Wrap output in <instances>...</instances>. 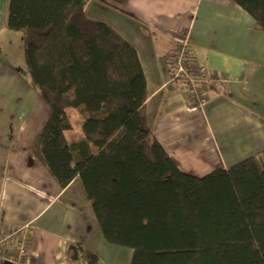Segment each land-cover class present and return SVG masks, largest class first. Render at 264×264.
Masks as SVG:
<instances>
[{"label": "trees", "instance_id": "obj_1", "mask_svg": "<svg viewBox=\"0 0 264 264\" xmlns=\"http://www.w3.org/2000/svg\"><path fill=\"white\" fill-rule=\"evenodd\" d=\"M264 30V0H234ZM86 0H9L32 80L49 106L32 151L60 187L82 181L107 242L129 264H264V147L197 175L155 136L135 46ZM83 138L69 141L67 109ZM71 264H103L76 245Z\"/></svg>", "mask_w": 264, "mask_h": 264}, {"label": "crops", "instance_id": "obj_2", "mask_svg": "<svg viewBox=\"0 0 264 264\" xmlns=\"http://www.w3.org/2000/svg\"><path fill=\"white\" fill-rule=\"evenodd\" d=\"M1 1L0 225L31 224L27 264H71L81 244L103 264H129L132 250L106 241L81 179L60 187L32 151L49 106L27 69L22 32L6 26L9 0ZM86 2L89 17L135 46L149 123L181 169L203 175L264 147V30L249 12L234 0ZM185 35L191 57L223 78L203 106L188 103L184 82L169 83V54ZM78 118L79 130L70 117L69 141L83 138Z\"/></svg>", "mask_w": 264, "mask_h": 264}, {"label": "built area", "instance_id": "obj_3", "mask_svg": "<svg viewBox=\"0 0 264 264\" xmlns=\"http://www.w3.org/2000/svg\"><path fill=\"white\" fill-rule=\"evenodd\" d=\"M168 58L172 66L169 83L181 80L186 84L187 100L191 106L206 104L209 99L207 88L223 78L200 66L191 57L187 35L178 42ZM31 228L29 222L0 225V264L28 263Z\"/></svg>", "mask_w": 264, "mask_h": 264}, {"label": "rangeland", "instance_id": "obj_4", "mask_svg": "<svg viewBox=\"0 0 264 264\" xmlns=\"http://www.w3.org/2000/svg\"><path fill=\"white\" fill-rule=\"evenodd\" d=\"M1 4H2V1L0 0V5ZM6 7H8V4H6ZM26 66H27V64H26ZM27 69H28V67H27ZM67 111L69 113V116L73 120V123H75V127L79 130L77 123H76V118H78V116H80L79 113L74 108H68ZM78 120H79V118H78ZM118 246L125 249V250H128V251H126L127 253L130 251V254H131V249L129 247L120 246V245H118ZM124 260L125 259H123V261Z\"/></svg>", "mask_w": 264, "mask_h": 264}, {"label": "water", "instance_id": "obj_5", "mask_svg": "<svg viewBox=\"0 0 264 264\" xmlns=\"http://www.w3.org/2000/svg\"><path fill=\"white\" fill-rule=\"evenodd\" d=\"M7 264H11V263H7Z\"/></svg>", "mask_w": 264, "mask_h": 264}]
</instances>
